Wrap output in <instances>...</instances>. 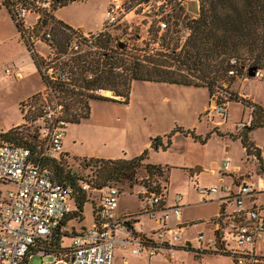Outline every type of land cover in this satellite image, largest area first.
<instances>
[{
    "label": "built area",
    "instance_id": "1",
    "mask_svg": "<svg viewBox=\"0 0 264 264\" xmlns=\"http://www.w3.org/2000/svg\"><path fill=\"white\" fill-rule=\"evenodd\" d=\"M7 1L10 14L19 25L18 32L39 59V70L36 71L40 80L41 75L51 79L68 80L70 58L99 48L95 38L104 33L110 36L114 26L122 22L127 23L129 12L137 16L133 25L139 30L134 37L144 36L145 39L151 26L154 25L159 34L171 24L174 8H183L187 1L197 2L137 0L131 7H127L128 0H107L96 30H83L66 23L68 26L62 29L67 35V42L62 48H57L49 27V13L53 7L60 4L59 0ZM152 2L155 5L151 8L160 9L161 12L154 13V22L146 25L145 19L149 12L147 8ZM27 15H32L29 22L25 20ZM46 21L49 22L47 25ZM140 30L144 34H141ZM121 38L117 44L121 43ZM36 42L43 44L46 51H35L33 47ZM230 62L236 61L230 59ZM247 67H243L245 74ZM3 72L5 76L20 77L14 63L6 65ZM227 73L235 74V69L230 68ZM263 74L264 63L254 66L251 76L261 77ZM86 76L90 77V74L87 72ZM224 86L225 81L211 94L213 103H208L203 110L205 117L214 124L223 123L226 119L227 103L231 94ZM101 90L97 89L98 92ZM45 93L52 99L55 98L41 80L40 90L22 98L19 109L25 123L27 117L37 111L40 113L31 119L37 122L36 131L42 141L44 153L57 157L63 152L62 136L64 126L68 122L64 120L62 110L51 109L60 105L54 101L50 105L45 99ZM238 96V101L244 103L241 104L248 108V112L244 119L235 122V129L244 128L253 120L254 101L251 96L244 92H238ZM229 162L230 158L226 156L217 166L219 178L216 183L195 186L201 200L216 198L223 203L221 211L209 219L217 236L212 232V235L206 237L198 232L196 238L199 246L195 251L221 250L229 256L232 264H263L264 251L261 252L258 243L264 240V216L260 213L264 206L255 204L254 188L249 182L238 180L239 177L233 175L237 166L231 168ZM223 177H227L228 181H223ZM82 187L86 188V185ZM163 187L161 186L160 192L142 187L139 190L140 208L117 215L120 191L113 184L104 185L96 215L90 224L72 234L68 249L62 257H52L49 261L41 260L40 264H53L56 261H62L63 264H111L116 244L128 248L131 253L143 252L147 259L158 254L170 255L177 249L189 246L181 237L186 224L180 219L182 195L175 193L168 205ZM71 206L70 189L53 179L46 166L30 160L27 147L0 141V264H21L25 254L29 258L28 249L35 239L50 234ZM169 214L173 215L175 222L168 223ZM143 215L154 222V226L146 235L137 232L133 227L135 222L141 224L140 217ZM36 253L44 255L41 249Z\"/></svg>",
    "mask_w": 264,
    "mask_h": 264
},
{
    "label": "rangeland",
    "instance_id": "2",
    "mask_svg": "<svg viewBox=\"0 0 264 264\" xmlns=\"http://www.w3.org/2000/svg\"><path fill=\"white\" fill-rule=\"evenodd\" d=\"M1 1L0 130L13 124L11 126L19 125L21 129L31 131L36 129L37 122L32 120L31 116L27 117L26 123L23 122L19 102L25 94L39 91L41 80L28 55L26 39L16 29L8 6L5 7ZM136 1L128 0L127 7H131ZM102 2V0L69 1L55 7L54 15L73 26L84 24L87 29H94L101 22ZM197 3L198 0L197 2L187 1L182 9L174 8L173 15L176 11L179 13V16L176 17L177 22L184 16H194L197 11ZM152 5L155 3L152 2L147 8L149 12L145 19V21L147 20L146 25H151L154 22V13L161 12L160 9H152ZM50 13L53 15V10H50ZM135 18L137 16L129 12L126 18L127 23L122 22L111 29L110 37L116 46L120 37H122L121 43L126 41L129 44H142L141 39H144V36L134 39L135 33L139 30L134 26ZM25 20L31 21L32 15H27ZM48 23L46 21L45 25ZM128 25H130L129 28ZM151 27L155 28L154 25ZM81 29L86 30L83 27ZM140 33L144 34L141 30ZM180 33L179 43L183 40L184 29ZM151 44L156 46L155 42ZM33 49L46 51L45 46L39 42H36ZM11 63L17 66L20 77L5 76L3 68ZM224 81L227 82L224 87L230 91L231 95L227 103V117L222 124H214L209 121L203 111L198 114L203 103L208 101V103H213L211 94H208L206 88L202 86L133 80L130 83L125 103L95 97L89 98L88 116L78 122H68L64 126L62 136V148L69 152V154L65 152L66 156L64 154L62 159L71 170L81 177L80 182L86 185V194L91 201L90 204L84 203L83 205L82 221L76 223L71 220L66 224L67 228L69 229V225L73 224L72 227L79 230L81 225L91 222L90 205L95 206L102 193V186H92L91 184L94 177V166L80 164L82 158L89 156L81 155H92L93 151H96L97 154L112 156L120 154L128 157L145 149L147 159L159 163L160 172L148 174L142 165H138L132 180L110 179L106 181V184L118 187L120 194L117 203L125 206L128 210H138L141 205L139 190L143 183L151 185L157 183L158 187L164 186L168 205L172 202L175 193H181L183 202L180 207L181 220L190 222L187 223L182 236L188 238L189 248L178 249L170 257L173 264H232L226 254L197 251L196 255L193 252V249L199 246L196 238L198 232L206 237L213 234L209 219L216 211L219 202L216 198L201 200L195 186L216 183L219 175L217 166L224 157L228 156L230 158L229 167L238 166L233 175L238 176V180H243V176H246L244 181L249 182L255 190L253 196L255 204L264 206V126L254 127L247 131V139L258 147V158L252 154L246 155L239 137L235 136L246 128H234L235 122L244 119L248 112V108L238 101L240 99L238 92L247 93L256 102L263 103H258L259 105L264 106V74L261 77L247 76L242 70ZM216 89L218 88L215 87ZM98 93L112 96V92L108 89H102ZM44 95L48 103L53 104L55 98L52 99L46 93ZM51 109L61 111L58 105ZM61 114L63 115V112ZM20 119L19 123L14 124ZM212 119L214 120L216 117ZM175 126L184 132L172 131L165 147L153 148L149 146L150 140L155 137H159L161 142L165 143L166 135L164 134L170 132ZM209 169H211L210 172H208ZM223 181H228V178L223 177ZM260 213L264 216L263 207L260 209ZM142 219L145 228L153 224L146 215H143ZM173 220H175L173 215L169 214L168 223H172ZM65 239L67 238H62L63 243H65ZM262 245L264 246V240ZM51 256L34 253L28 258L27 264H40L41 260L48 261ZM161 256L160 254L155 255L148 264H167V261L162 260ZM53 264H63V262L56 261Z\"/></svg>",
    "mask_w": 264,
    "mask_h": 264
},
{
    "label": "trees",
    "instance_id": "3",
    "mask_svg": "<svg viewBox=\"0 0 264 264\" xmlns=\"http://www.w3.org/2000/svg\"><path fill=\"white\" fill-rule=\"evenodd\" d=\"M59 1L60 4L56 7L71 0ZM7 2L2 0L1 4L7 7ZM173 16L171 24L159 34L155 28H149V34L145 39H141V45L122 42L116 46L107 33L99 34L95 38L99 48L70 58L68 80L51 79L41 75V80L55 97L54 102L60 105L64 120L78 122L86 118L89 112L88 99L92 97L125 103L133 80L203 86L208 94H212L215 87H221V82L240 73L246 65L260 66L264 63V0H198L194 16H184L178 22L176 20L179 16L178 11ZM49 17L53 40L57 48H62L67 42V35L62 27L68 25L54 18L51 13ZM11 18L13 19L12 15ZM177 24L180 26L177 27ZM14 25L19 31L18 23L14 21ZM182 29L185 34L179 43ZM153 42L156 46L151 44ZM27 49L35 68L39 70V59L30 50L29 45ZM230 59H235L236 62L231 63ZM230 68L235 69V74L227 73ZM87 72L90 77L86 76ZM97 89H108L112 96L100 95ZM252 104L254 106L252 122L235 136L239 137L246 155L252 154L258 158V147L247 139V131L264 126V107L256 102ZM39 114L37 111L31 118ZM175 130L184 132L175 126L164 134L165 143H162L159 137H155L150 140L149 146L165 147L171 132ZM0 141L27 147L30 160L46 166L51 171L53 179L70 189L71 209L64 214L50 234L35 239L28 249L30 256L37 254L36 251L41 249L44 255L62 257L68 245H59V240L62 238L70 240L72 234L77 231L72 227L73 224L68 226L69 229L66 224L71 220L81 222L83 205L91 202L85 188L82 187L81 177L62 159L64 154L66 156L65 152L57 157L45 155L36 129L25 131L19 125L9 126L0 130ZM80 164L94 166L91 184L98 187H103L110 179L132 180L138 165H142L148 174L160 172L159 164L147 161L145 149L128 158L90 155L88 158H82ZM141 187L155 192L161 191L157 183L153 185L143 183ZM98 205L99 202L95 206L90 205L91 218L95 217ZM82 227L83 225L79 229ZM213 252L226 254L221 250ZM27 260L25 254L21 264H27Z\"/></svg>",
    "mask_w": 264,
    "mask_h": 264
},
{
    "label": "crops",
    "instance_id": "4",
    "mask_svg": "<svg viewBox=\"0 0 264 264\" xmlns=\"http://www.w3.org/2000/svg\"><path fill=\"white\" fill-rule=\"evenodd\" d=\"M71 1H73V0H71ZM70 1V2H71ZM103 2V8H102V10L104 9V7H105V5H106V3H107V0H102ZM69 2V1H68ZM56 9V8H55ZM54 9V10H55ZM54 10H53V15H54ZM102 14V13H101ZM54 17L56 18V19H60V18H58V17H56L55 15H54ZM101 18V17H100ZM61 20V19H60ZM62 21V20H61ZM64 22V21H63ZM65 23H67V22H65ZM100 23V22H99ZM67 24H69V23H67ZM69 25H71V24H69ZM73 26V25H72ZM76 26H78V27H83L84 29H86V30H89V31H93V30H96L97 28H98V26L96 27V28H94V29H87L86 27H85V25L84 24H79V25H76ZM28 52V51H27ZM28 55H29V53H28ZM29 57H30V55H29ZM30 60L32 61V59H31V57H30ZM33 63V62H32ZM35 67V66H34ZM203 87V86H202ZM29 94V93H28ZM28 94H25L23 97H25L26 95H28ZM21 99V98H20ZM251 99L254 101V102H256V100L253 98V97H251ZM209 102V101H208ZM208 102L207 103H203L202 105H201V108H200V110H199V112H198V114L199 113H201V111H203L204 110V108L206 107V105L208 104ZM256 103H259V104H263V103H260V102H256ZM226 117H227V115H226ZM226 120V119H225ZM21 121V119L18 121V122H15L14 124H16V123H19ZM220 124H222V123H220ZM11 125H13V124H11ZM10 125V126H11ZM63 149V148H62ZM63 152H66L67 154H69V152L66 150V149H63ZM70 155H72V154H70ZM81 156H90V155H81ZM92 156H96V157H110V158H115V157H124V158H128V157H130V156H128V157H125V156H123V155H120V154H118V155H114V156H112V155H104V154H97L96 153V151H93V153H92ZM133 156V155H132ZM147 161H149L148 159H147ZM149 162H151V161H149ZM151 163H154V162H151ZM157 164H159V163H157ZM213 164V163H212ZM238 167V166H237ZM211 171V169H209L208 170V172H210ZM218 178H219V175H218ZM244 179H246V176H243V180ZM218 180V179H217ZM219 201V200H218ZM223 208V203L221 202V201H219L218 203H217V206H216V211L215 212H213L212 213V217L213 216H215L219 211H221V209ZM128 211H134L133 209L132 210H128L125 206H123V205H120L119 203H117V215H121L122 213H124V212H128ZM175 219V218H174ZM180 219H181V215H180ZM152 221V220H151ZM176 221V219L175 220H173V222H175ZM182 221H184V222H186V224H185V227H186V225H187V223H190L189 221H187V220H182ZM140 222H141V224L139 225L137 222H135L134 224H133V227H134V229L137 231V232H139V233H141V234H144V235H146V234H148L149 233V231L151 230V228L154 226V222H153V224H151L149 227H147V228H145L144 226V221H143V219H142V216L140 217ZM172 222V223H173ZM90 223V222H89ZM88 223V224H89ZM87 224V225H88ZM87 225H85V224H83V227L84 226H87ZM185 227H184V229H185ZM183 232H184V230H183ZM212 232L214 233V235H215V232L213 231V229H212ZM181 237L185 240V241H187V243L189 244V241H188V238L186 237V236H182V233H181ZM64 242L65 243H63L62 242V239H61V241L59 240V245H61V246H67L68 244H69V239L67 238V239H65L64 240ZM261 243V244H260ZM198 244H199V242H198ZM258 247H259V249L261 250V252L262 251H264V246L262 245V241L261 242H259L258 243ZM185 248H189V246H187V247H184V248H180V249H185ZM178 250V249H177ZM177 250H175L172 254H170V255H162L161 256V259L162 260H165V261H167V264H173V261L170 259V257L177 251ZM196 250V248L195 249H193V252L197 255V251H195ZM154 257L155 256H153L151 259H147L146 258V256H145V254L143 253V252H139V253H131L130 251H129V249L128 248H122L120 245H118V244H116L115 245V247H114V251H113V256H112V263L111 264H148L149 263V260L150 261H152L153 259H154ZM229 257V256H228ZM51 258H52V256H51ZM230 259V258H229ZM49 261V260H48ZM231 261V260H230Z\"/></svg>",
    "mask_w": 264,
    "mask_h": 264
},
{
    "label": "water",
    "instance_id": "5",
    "mask_svg": "<svg viewBox=\"0 0 264 264\" xmlns=\"http://www.w3.org/2000/svg\"><path fill=\"white\" fill-rule=\"evenodd\" d=\"M253 70H254V66L253 65L248 66L247 69H246V75L247 76H251L252 73H253ZM215 235L217 236L216 232H215Z\"/></svg>",
    "mask_w": 264,
    "mask_h": 264
},
{
    "label": "bare ground",
    "instance_id": "6",
    "mask_svg": "<svg viewBox=\"0 0 264 264\" xmlns=\"http://www.w3.org/2000/svg\"><path fill=\"white\" fill-rule=\"evenodd\" d=\"M107 92V91H106Z\"/></svg>",
    "mask_w": 264,
    "mask_h": 264
}]
</instances>
